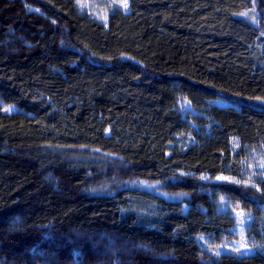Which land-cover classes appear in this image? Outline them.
<instances>
[{"label": "trees", "instance_id": "trees-1", "mask_svg": "<svg viewBox=\"0 0 264 264\" xmlns=\"http://www.w3.org/2000/svg\"><path fill=\"white\" fill-rule=\"evenodd\" d=\"M263 40L264 0H0V264H264V183L216 180L264 147ZM222 196L260 253L201 249Z\"/></svg>", "mask_w": 264, "mask_h": 264}, {"label": "rangeland", "instance_id": "rangeland-1", "mask_svg": "<svg viewBox=\"0 0 264 264\" xmlns=\"http://www.w3.org/2000/svg\"><path fill=\"white\" fill-rule=\"evenodd\" d=\"M76 5L82 13L89 15L103 25L108 24L110 15L115 11H129V0H76ZM262 44L264 45V40ZM212 104L219 106L226 105L223 101L212 102ZM6 109L5 111L9 113L15 111L12 107ZM179 109L188 120L196 116L204 117V113L196 111L188 101L183 99L179 102ZM191 124L198 132H201L200 127L194 120H192ZM188 140H191V138ZM234 151L235 153L238 151L242 153V165L245 168L244 174L238 178L230 175H222L216 178V180L247 182L248 185L253 186H259L261 183H264V147L260 149L243 148L235 140ZM219 212L226 217L235 218L237 224L221 242H217L212 236L200 235L197 241L203 251L217 257L225 254L245 257L256 255L263 250L261 244L256 240L252 232V223L254 222L252 217L242 210L237 209L226 196L220 198Z\"/></svg>", "mask_w": 264, "mask_h": 264}, {"label": "snow or ice", "instance_id": "snow-or-ice-1", "mask_svg": "<svg viewBox=\"0 0 264 264\" xmlns=\"http://www.w3.org/2000/svg\"><path fill=\"white\" fill-rule=\"evenodd\" d=\"M7 110V109H6Z\"/></svg>", "mask_w": 264, "mask_h": 264}]
</instances>
